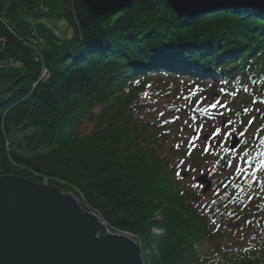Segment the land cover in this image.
I'll use <instances>...</instances> for the list:
<instances>
[{"label": "trees", "instance_id": "1", "mask_svg": "<svg viewBox=\"0 0 264 264\" xmlns=\"http://www.w3.org/2000/svg\"><path fill=\"white\" fill-rule=\"evenodd\" d=\"M38 1L0 0V61L16 52L21 63L0 74L3 175L14 162L71 181L109 226L141 239L151 264H264V12L177 19L162 0H135L59 40L22 17ZM15 35L45 39L50 76L35 89L40 66ZM228 90L234 105L217 117L251 134L235 159L226 142L203 152L189 139L212 127L208 102ZM187 168L221 179L206 204Z\"/></svg>", "mask_w": 264, "mask_h": 264}, {"label": "water", "instance_id": "2", "mask_svg": "<svg viewBox=\"0 0 264 264\" xmlns=\"http://www.w3.org/2000/svg\"><path fill=\"white\" fill-rule=\"evenodd\" d=\"M162 1L177 19L219 7L264 12V0ZM73 2L78 23L88 28L131 9L135 0ZM238 146L235 139L231 149ZM142 259L134 242L109 234L99 220L59 189L0 177V264H144Z\"/></svg>", "mask_w": 264, "mask_h": 264}, {"label": "rangeland", "instance_id": "3", "mask_svg": "<svg viewBox=\"0 0 264 264\" xmlns=\"http://www.w3.org/2000/svg\"><path fill=\"white\" fill-rule=\"evenodd\" d=\"M39 1H38L39 3L36 4V6L32 10L22 9V11H20L21 13L25 11V13L22 14V17L25 18L26 22H29V24L36 23V24H43L47 26L51 30L55 38L59 40L72 39L74 35L76 34L75 29L77 31H79L81 28L84 29V27L81 26L77 21L75 10H74V2H73L74 0H39ZM0 20L5 25L8 24V21H6L7 19L1 16H0ZM71 21L74 23V25H76V28L72 27ZM8 30L11 31L9 27H8ZM38 39H41V41H39L40 45L36 47L37 53H35V51L33 50H31V53H32V56L34 57L35 63L40 66V77L33 84L32 89H35L39 82L45 81L50 76L49 70L45 63V56L43 54V51L46 46L44 43L45 39L43 37H38ZM36 40H37V37H33L32 40L29 41L30 46L31 45L36 46L38 44ZM0 44H3V38H0ZM12 54L13 55H10L9 57H7V59L4 60L6 61V64L0 63L1 68L3 65L5 66L2 69L7 70L10 68L8 67L9 64L13 66V63H16L18 61L16 52ZM215 100H216L215 106L217 105L216 107L217 109L218 107L228 108L230 106L228 100L227 101L225 99L218 100L216 96H215ZM218 113H219V110H217V114ZM222 119H226V117H222L220 120ZM217 122L218 121L216 120L214 123L215 126L218 125ZM226 122H229V120H226ZM231 123H233V120L230 121V124ZM258 124L259 122L256 121L254 123V127H257ZM228 126L229 124H227V127ZM90 129L91 128L86 127L85 131L87 132ZM245 141L246 139H244L243 144ZM214 143H216V141ZM12 145L13 143L11 142V137L7 136V138L5 139V148H6L7 155H9L12 152V148H13ZM11 165H12L13 170L11 171L10 174L3 175V170L0 168V177H7V176L18 177L21 179L31 181L36 185H44L48 187L57 188L61 190L62 194H65V195L68 194L72 196L78 202V204L83 207L84 211H86L87 213L98 214L95 209L91 208L88 204H86L83 201L84 200L83 196L80 193L78 187L75 186L71 181L63 179V178L55 177V176H48V175L42 174L41 172H36L35 170H31L27 168L26 166L15 164L14 162H11ZM189 174L190 176L192 175L196 177L197 172L193 170L189 172ZM189 178L190 179H188L187 183L196 182V180H194L192 177H189ZM105 227L110 234L123 236L137 243V245L141 249V254H142L144 264H151L149 257H148L149 256L148 251L150 249L143 245L139 237L135 236L133 233H127V232L114 229L112 226H109L108 224H106ZM159 233H160L159 231H154L153 234H159Z\"/></svg>", "mask_w": 264, "mask_h": 264}, {"label": "bare ground", "instance_id": "4", "mask_svg": "<svg viewBox=\"0 0 264 264\" xmlns=\"http://www.w3.org/2000/svg\"><path fill=\"white\" fill-rule=\"evenodd\" d=\"M133 8V7H132ZM221 8V7H220ZM223 8V7H222ZM230 8H234V7H230ZM129 10V9H128ZM126 11V10H125ZM121 13V12H120ZM15 34V33H14ZM16 36V38H18V40L19 41H22V43L26 46V45H28V46H30L28 43H29V41L31 40H28L27 38H26V36L25 37H20V36H18V35H15ZM31 47V50H33V51H35V53H37V49H36V47H37V45L35 46V45H31L30 46ZM0 63H5L6 64V61H2V62H0ZM5 66L3 65L2 66V68H4ZM8 67H10L9 69H15V70H19L20 69V67H21V63H20V61H17L16 63H13V66L11 65V64H9L8 65ZM1 67H0V74H2L3 73V70L4 69H2ZM43 79V78H42ZM54 188V187H53ZM61 191V190H60ZM63 195H65V194H63ZM68 195V194H67ZM70 196V195H69ZM72 197V196H71ZM73 198V197H72ZM84 199V198H83ZM76 201V200H75ZM85 203H86V201H85V199L83 200ZM77 202V201H76ZM78 203V202H77ZM87 204V203H86ZM79 205V204H78ZM79 207L82 209V210H84L83 209V207L82 206H80L79 205ZM86 212V211H85ZM97 212V211H96ZM87 213V212H86ZM98 213V212H97ZM88 214H90V213H88ZM91 215L92 216H94L97 220H99L100 222H101V224H103L104 226L106 225V224H108L104 219H103V217L101 216V214H96V213H91ZM103 221V222H102ZM106 228V227H105ZM109 233V232H108ZM110 234V233H109ZM112 235V234H111ZM117 236H119V235H117ZM123 237V236H122ZM126 238V237H125ZM132 241V240H131ZM132 242H134V241H132ZM135 243V242H134ZM136 245H137V243H135ZM138 246V245H137ZM139 247V246H138ZM140 248V247H139ZM141 250V249H140ZM142 255V254H141ZM143 260V259H142ZM143 263H144V261H143Z\"/></svg>", "mask_w": 264, "mask_h": 264}]
</instances>
